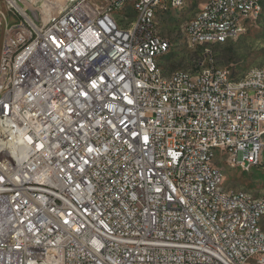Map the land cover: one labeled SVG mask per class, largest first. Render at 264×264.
Wrapping results in <instances>:
<instances>
[{"label":"built area","instance_id":"1","mask_svg":"<svg viewBox=\"0 0 264 264\" xmlns=\"http://www.w3.org/2000/svg\"><path fill=\"white\" fill-rule=\"evenodd\" d=\"M0 0V264H264V197L222 187L264 153V65L161 72L159 10L74 0L33 20ZM264 0H205L190 45L244 32ZM126 14H120L121 11ZM129 14L133 16L129 17Z\"/></svg>","mask_w":264,"mask_h":264},{"label":"rangeland","instance_id":"2","mask_svg":"<svg viewBox=\"0 0 264 264\" xmlns=\"http://www.w3.org/2000/svg\"><path fill=\"white\" fill-rule=\"evenodd\" d=\"M74 1V0H72ZM70 0H27L24 7L33 20L46 19L50 14L64 9ZM100 2V0H95ZM179 8L161 9L156 15L159 33L166 38L169 49L159 58L161 72L167 75L176 70H193L206 59L208 51L214 64L228 68L237 77L247 69L264 65V8L262 14L248 23L246 30L225 43L214 45H190L184 36L186 22L205 0H183ZM0 10H3L0 5ZM121 11L120 14H126ZM132 14H129V17ZM17 16L0 15V49L5 25L16 23ZM214 164L223 170L222 187L226 190H243L254 197H264V153L261 162L248 170L233 165L225 153H217Z\"/></svg>","mask_w":264,"mask_h":264},{"label":"bare ground","instance_id":"3","mask_svg":"<svg viewBox=\"0 0 264 264\" xmlns=\"http://www.w3.org/2000/svg\"><path fill=\"white\" fill-rule=\"evenodd\" d=\"M70 1H72V0H70ZM60 11H62V10L60 9L58 12L53 13V14H50L48 17H53L54 15H56L57 13H59Z\"/></svg>","mask_w":264,"mask_h":264}]
</instances>
